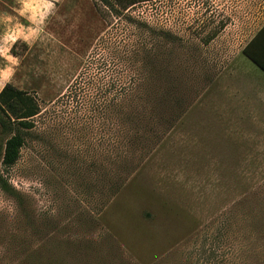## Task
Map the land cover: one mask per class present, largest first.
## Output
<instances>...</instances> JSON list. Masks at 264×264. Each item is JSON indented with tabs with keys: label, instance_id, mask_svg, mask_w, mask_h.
<instances>
[{
	"label": "rangeland",
	"instance_id": "rangeland-1",
	"mask_svg": "<svg viewBox=\"0 0 264 264\" xmlns=\"http://www.w3.org/2000/svg\"><path fill=\"white\" fill-rule=\"evenodd\" d=\"M263 22L264 0H0V92L41 106L14 166L0 133L22 198L0 188V264H264V84L243 54ZM112 76L141 78L154 116L121 160Z\"/></svg>",
	"mask_w": 264,
	"mask_h": 264
},
{
	"label": "trees",
	"instance_id": "trees-1",
	"mask_svg": "<svg viewBox=\"0 0 264 264\" xmlns=\"http://www.w3.org/2000/svg\"><path fill=\"white\" fill-rule=\"evenodd\" d=\"M99 1L110 10L116 11V8H119L126 11L135 5L146 3L150 0ZM224 27L225 23L220 26V28ZM243 54L246 58L251 59L246 47L243 50ZM129 69L125 65L121 69V72L126 73ZM141 81V78L136 76L130 78H115L112 76L108 86V93L105 94L106 120L109 123L110 132L108 135L109 144L111 145L112 156L117 152L119 159L124 157L123 154L127 153L128 148L131 152L130 149L135 145L134 143L141 140L139 132L129 137L130 132L126 131L127 126L134 125L139 129H148L147 133L143 135H148L151 139H154V116L151 113L149 117L148 114L142 113L139 109L141 105L142 107L143 104L148 106L149 103L147 96L145 98L137 94ZM40 113L41 106L37 98L28 92L20 90L10 84L6 85L0 92V133L11 135L5 144L1 159L3 166L11 167L18 162L21 156V150L25 145V133L34 129V119ZM161 121L166 125L168 124L165 118H161ZM120 137L127 141L126 144L119 143L118 139ZM125 147L126 151L122 152ZM114 157L116 156L114 155ZM122 187L123 185L115 187L114 194L120 191ZM0 188L7 195L14 198L18 204L22 203L21 195L4 179L1 172Z\"/></svg>",
	"mask_w": 264,
	"mask_h": 264
},
{
	"label": "crops",
	"instance_id": "crops-1",
	"mask_svg": "<svg viewBox=\"0 0 264 264\" xmlns=\"http://www.w3.org/2000/svg\"><path fill=\"white\" fill-rule=\"evenodd\" d=\"M246 49L251 58H247V60L252 64L257 74L262 76L264 84V22L248 40Z\"/></svg>",
	"mask_w": 264,
	"mask_h": 264
}]
</instances>
